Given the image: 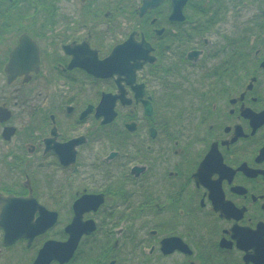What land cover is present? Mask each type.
Masks as SVG:
<instances>
[{
  "label": "flooded vegetation",
  "instance_id": "obj_1",
  "mask_svg": "<svg viewBox=\"0 0 264 264\" xmlns=\"http://www.w3.org/2000/svg\"><path fill=\"white\" fill-rule=\"evenodd\" d=\"M63 1L0 0V76L50 105L4 156L38 206L0 209V264H264V0Z\"/></svg>",
  "mask_w": 264,
  "mask_h": 264
},
{
  "label": "rangeland",
  "instance_id": "obj_2",
  "mask_svg": "<svg viewBox=\"0 0 264 264\" xmlns=\"http://www.w3.org/2000/svg\"><path fill=\"white\" fill-rule=\"evenodd\" d=\"M79 5V0L75 5L65 0L60 4V9L62 12L71 15L73 11L75 13L78 12ZM77 18L78 15L75 14V21L79 20ZM18 87V85H13V87L9 88L5 78L0 76V107L8 103V108L13 112V119L8 125L18 128L20 133L10 143H4L0 138V186H22L25 182V174L23 171H11L6 164L7 161H5L4 156L10 151L21 153V148H24L25 145L24 138L26 131L23 130L25 128H38L41 123L42 113L50 106L49 102L44 100L45 97L39 94L40 90L36 84H31L22 89L20 88L19 90L21 91L17 94L15 93V88ZM1 132L2 129H0V134ZM37 166V163L28 164V166L24 165L22 168H26L30 174H33L31 178L35 181L37 187L41 189L52 188L53 181H55L54 169H48L46 167L38 169ZM56 179L58 180V177Z\"/></svg>",
  "mask_w": 264,
  "mask_h": 264
},
{
  "label": "water",
  "instance_id": "obj_3",
  "mask_svg": "<svg viewBox=\"0 0 264 264\" xmlns=\"http://www.w3.org/2000/svg\"><path fill=\"white\" fill-rule=\"evenodd\" d=\"M186 1L187 0H176L175 1V5L178 4V3H180V2L181 3H185ZM154 5H156V3L154 1L153 2L146 1L145 5H144V9H142V11H144L146 8L152 7ZM129 44H130V41L128 43H126V45H125L126 47L124 46L125 47L124 49H123V47H119L118 49H116V51L114 52V54L112 55L111 58H109L105 62L98 63V65H94L96 67L98 66V68H100V69L93 68L90 71L92 73H94L96 76L106 77L107 76L106 72H108L107 70L110 68V64H112L111 62H113V61L116 60V56L118 54H120L121 52H123L124 54H126L125 58L127 60V55L130 53V51L128 50ZM22 45H23V43L17 48V50L15 51V53L12 55V61H11V64L12 65H16V64L19 63V60H20L21 55L23 53V46ZM139 68H141V66H137V67H135L132 70H133V72H135ZM102 71H103V73H102ZM115 117H116V114L111 115V110H110V114L106 115V118L104 120V124H108V123L112 122L115 119ZM9 119H10V113H8L4 109H0V122H5V121H8ZM7 132H8L7 133L8 136H6V138L8 137L7 139H10L11 136L14 134V130L13 129H8ZM32 203H35L36 204V202L34 201V199L32 197L31 198H28V199H15V198L2 199V198H0V209L1 210L2 209H6L7 206H11L12 209L18 210V212H22L23 214H25V210ZM0 225H3L2 227L6 230V243H7V239L9 237V235L11 236V233H12V235H15V233H16L15 226L12 227V226H10L8 224H4L3 222H0ZM67 245L68 244H66L64 246L66 247ZM51 250H52L51 247L50 246H47V249H46L45 252L48 253ZM46 253H44L43 255H41V257L38 259V262H40V264L43 263L46 255H47Z\"/></svg>",
  "mask_w": 264,
  "mask_h": 264
}]
</instances>
